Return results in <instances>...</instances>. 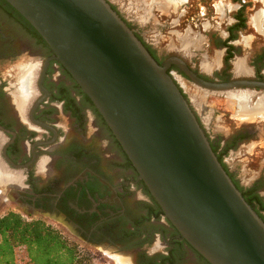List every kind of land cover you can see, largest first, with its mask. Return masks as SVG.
<instances>
[{
	"label": "flooded vegetation",
	"instance_id": "af4514ba",
	"mask_svg": "<svg viewBox=\"0 0 264 264\" xmlns=\"http://www.w3.org/2000/svg\"><path fill=\"white\" fill-rule=\"evenodd\" d=\"M107 1L161 66L179 59L201 81L246 84L210 91L176 63L168 68L235 185L242 193L255 190L264 202V115L250 109L264 99V0H178L168 10L153 0ZM0 6L3 19L15 23L0 24V210L58 226L95 250L129 257L131 264H206L168 220L55 52L7 3L0 0ZM183 28L187 36L175 35L177 44L156 36L171 41L168 35ZM182 83L232 103L223 117L228 138L217 132V112L206 126L205 113ZM237 93L249 95L246 116L229 98ZM246 144L259 145L257 154L249 153L260 166L259 182H244L242 164L234 159Z\"/></svg>",
	"mask_w": 264,
	"mask_h": 264
},
{
	"label": "water",
	"instance_id": "95a60500",
	"mask_svg": "<svg viewBox=\"0 0 264 264\" xmlns=\"http://www.w3.org/2000/svg\"><path fill=\"white\" fill-rule=\"evenodd\" d=\"M55 52L94 104L181 237L209 264H264V219L215 154L168 73L107 0H4Z\"/></svg>",
	"mask_w": 264,
	"mask_h": 264
},
{
	"label": "trees",
	"instance_id": "16d2710c",
	"mask_svg": "<svg viewBox=\"0 0 264 264\" xmlns=\"http://www.w3.org/2000/svg\"><path fill=\"white\" fill-rule=\"evenodd\" d=\"M8 7L15 10L9 4ZM16 14L31 26L18 12ZM213 150L217 155L218 147ZM243 196L264 219L261 215L264 202L255 190L243 192ZM22 249L26 252V261L19 263L18 252ZM0 264H93V261L59 229L42 220H28L15 212H9L0 217Z\"/></svg>",
	"mask_w": 264,
	"mask_h": 264
},
{
	"label": "rangeland",
	"instance_id": "374dc122",
	"mask_svg": "<svg viewBox=\"0 0 264 264\" xmlns=\"http://www.w3.org/2000/svg\"><path fill=\"white\" fill-rule=\"evenodd\" d=\"M159 1L160 0H158V1L153 0V3H156ZM177 4H178V1L175 0V2H172V4L169 3L168 5H170V7H176ZM170 7H169V9H170ZM159 8L166 10L165 8H162L160 6H159ZM252 10H254V7H252ZM3 11H4V9L0 6V24L6 26L7 28H10L15 23L12 22L8 18L3 19V15H4ZM138 17H140L142 19H146L145 15H143V14L139 15ZM185 24H187V22H185ZM20 26H24V24L21 23ZM183 29L182 30L180 29L179 32H171L168 35V36H171L170 37L171 41H167L166 38L164 36H162L160 33L156 34V36L159 39V41L163 40L164 44L171 45L172 42L177 44L179 38L176 37L175 35H179V37L180 36H183V37L187 36V33H186L187 31L185 29L184 30ZM182 84L185 87V90L187 91V93H188L190 99L192 100V103L196 107V109L200 113L201 112L205 113V115L203 116V119H204L206 126L209 125V123H210L209 121H211V119L213 117L212 112L213 111L217 112V117H216V121H215L217 124V132L219 134H221L224 138H228L230 136L231 130L229 129V125H227L225 123L226 120H223V117H225L224 116L225 114L227 115L228 113H231V111L233 110V108H230V105L232 103L228 102V100H226L224 98H219V97H215V96L207 97L206 95H202V94L200 95L199 92L194 91L196 89H194L193 86L187 85V87H186L185 83H182ZM238 95H243V94L242 93L232 94V95H230L229 98H231V100H232V97H235ZM233 100L236 103V105L238 107V112L240 114H243V112L245 110H247V109H249V107H251L249 105V103H242L241 101L238 100L240 102L239 103V102L235 101V99H233ZM261 101H264V99H259L258 102L256 103V105L254 107H251L250 109H252L257 114L264 115V110H258L259 109L258 104ZM218 114H219V116H218ZM243 115L246 116V114H243ZM249 117H251V116H249ZM258 150H260L258 144H256V145L246 144L245 146H242L241 148H239L237 150V152L234 154L235 156L233 155L235 161L242 164L243 172H244V177H243L244 182L251 183V182L261 181L259 178L260 166L258 165L257 161H255V160L251 161V158L249 156V153H251V155L254 153L257 154ZM247 160H249L248 163H247ZM250 161H251V163H250ZM261 184H262L263 189H264V180H262ZM10 210H12V209L11 208L1 209L0 210V217L9 213ZM53 227H55L56 229H59L63 234L65 233L64 230L60 229L58 226L54 225ZM64 235L68 239H70L71 241L77 243L79 245L80 249L86 255H88L91 258V260L93 261V264H131V261H129V259H128L129 257H125L123 259H117V257L115 258V256L111 255V253H105V252L95 250V249L73 239L72 237H70L66 233ZM18 255H19V263H24L26 261L25 250L24 249L20 250L18 252Z\"/></svg>",
	"mask_w": 264,
	"mask_h": 264
},
{
	"label": "bare ground",
	"instance_id": "6f19581e",
	"mask_svg": "<svg viewBox=\"0 0 264 264\" xmlns=\"http://www.w3.org/2000/svg\"><path fill=\"white\" fill-rule=\"evenodd\" d=\"M158 1V0H157ZM178 1V0H177ZM161 2V3H160ZM172 2H175V0H160L159 2H156V3H153V5H157L158 7H162V8H165L166 10L169 9L170 5H168L169 3L172 4ZM260 19V18H259ZM190 43H188V46H189ZM195 45V44H194ZM193 46V45H192ZM185 47V45H184ZM187 47V45H186ZM186 49H190V48H186ZM239 65V64H238ZM239 69V68H238ZM243 69V68H242ZM242 71V70H241ZM30 83V81H29ZM26 85V84H25ZM29 85V84H28ZM26 87V86H25ZM31 88V87H30ZM29 88V89H30ZM235 99V101L239 102L241 101L242 103H246V101L249 99V95H238V96H235V97H232V100ZM261 99V98H260ZM263 99V98H262ZM239 100V101H238ZM234 101V100H233ZM240 103V102H239ZM250 105V104H249ZM258 110H263L264 109V101H261L259 104H258ZM259 112V111H258ZM121 258V257H120ZM118 259V258H117Z\"/></svg>",
	"mask_w": 264,
	"mask_h": 264
}]
</instances>
